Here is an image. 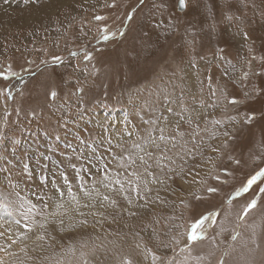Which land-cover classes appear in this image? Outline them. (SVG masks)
I'll return each mask as SVG.
<instances>
[{
    "label": "rangeland",
    "instance_id": "obj_1",
    "mask_svg": "<svg viewBox=\"0 0 264 264\" xmlns=\"http://www.w3.org/2000/svg\"><path fill=\"white\" fill-rule=\"evenodd\" d=\"M0 73V264H264V0H0Z\"/></svg>",
    "mask_w": 264,
    "mask_h": 264
},
{
    "label": "snow or ice",
    "instance_id": "obj_2",
    "mask_svg": "<svg viewBox=\"0 0 264 264\" xmlns=\"http://www.w3.org/2000/svg\"><path fill=\"white\" fill-rule=\"evenodd\" d=\"M5 3H8V0H4ZM144 3V0H140V4H143ZM155 6V5H154ZM178 7L180 9H183L186 7V0H178ZM132 18V13H128V19L130 20ZM95 19L97 20H100V19H103L102 17H95ZM103 31V30H101ZM122 34V33H121ZM245 35V38L247 39V33L244 34ZM103 39H107L108 37L106 35L102 36ZM72 55H75V53H72ZM91 58V55L90 54H87L84 56V60H88ZM53 61L55 62H59L61 60V57H58V56H55L52 58ZM10 75H15V73H12V72H9ZM0 75H3V73H0ZM247 75V74H245ZM50 96H52L53 98L56 96V92L55 91H52L50 92ZM229 103H237V101L233 98L232 100L229 101ZM252 119V116L249 115L247 117V120H251ZM247 122V121H246ZM226 135V134H225ZM159 139L161 141L165 140V137L163 135H161L159 137ZM172 139H175L174 137ZM135 148H139L140 145L139 144H135L134 145ZM157 147H159L157 145ZM147 155H151L150 153H147ZM139 159L142 161V162H145V159H144V156H140ZM25 170H27V165H25ZM135 173H133L134 175ZM43 179V178H42ZM261 179H264V168H260L259 170L255 171L254 174H252L248 180L246 181V183H244L238 190L237 192L235 193V195L239 196L241 193H244V192H247L254 184H256L259 180ZM117 183H119V181H117ZM209 192H215L216 189L215 188H209L208 189ZM260 193H264V186H261L260 189H259ZM105 199H107V197H105ZM256 199H253L251 202L248 203V205L244 208V214L246 215L249 210H251L252 208H254L256 206ZM34 207V206H33ZM210 215H214V214H210ZM209 217L208 216H202L200 217L199 219H197L195 221V223L191 224L189 226V231L187 233V239L189 242H195L199 239H202L203 238V234L201 231H199L201 228H202V225L204 223V221L206 219H208ZM16 223H19V221H16ZM3 233H0V236H2ZM43 238V237H41ZM153 259H158L157 257H153ZM124 264H132V262L130 260H125L124 261ZM222 264V262H221Z\"/></svg>",
    "mask_w": 264,
    "mask_h": 264
},
{
    "label": "bare ground",
    "instance_id": "obj_3",
    "mask_svg": "<svg viewBox=\"0 0 264 264\" xmlns=\"http://www.w3.org/2000/svg\"><path fill=\"white\" fill-rule=\"evenodd\" d=\"M0 218H2L0 220V232L2 231H5V232H8L6 229H9V231H12L13 230V227H14V223L13 221H10L12 220L10 217H5L1 211H0ZM2 236H0L1 238ZM3 239V238H2ZM0 257H1V254H0Z\"/></svg>",
    "mask_w": 264,
    "mask_h": 264
},
{
    "label": "water",
    "instance_id": "obj_4",
    "mask_svg": "<svg viewBox=\"0 0 264 264\" xmlns=\"http://www.w3.org/2000/svg\"><path fill=\"white\" fill-rule=\"evenodd\" d=\"M178 8H179V7H178ZM179 10H182V9L179 8Z\"/></svg>",
    "mask_w": 264,
    "mask_h": 264
}]
</instances>
